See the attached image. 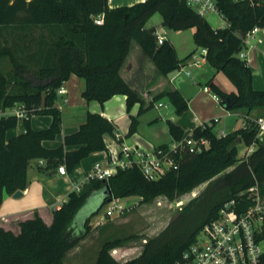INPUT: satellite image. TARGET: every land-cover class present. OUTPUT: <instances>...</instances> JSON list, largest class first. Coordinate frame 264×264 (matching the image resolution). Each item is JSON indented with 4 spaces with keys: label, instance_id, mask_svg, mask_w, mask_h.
<instances>
[{
    "label": "trees",
    "instance_id": "1",
    "mask_svg": "<svg viewBox=\"0 0 264 264\" xmlns=\"http://www.w3.org/2000/svg\"><path fill=\"white\" fill-rule=\"evenodd\" d=\"M218 10L226 23L223 28H213L186 0H145L118 8H110L108 0H0V32L17 27L47 31L37 40L25 33L19 37L22 45L17 47L0 45V207L5 193L14 195L18 190H26L29 170L34 165L42 174L58 171L61 165L71 173L91 154L109 152L106 138H114L116 128L100 113H88L86 121L77 131L66 135L62 145H44L62 133V112L56 106L58 90L72 75L85 81L82 97L88 102L103 105L116 95L126 96L131 121L128 136L137 133L139 118L164 98L178 115L188 110V101L179 90L158 93L146 105L121 75L133 43L169 79L195 54L194 51L181 60L169 39L158 43L157 29L147 27L157 12L165 28H194V42L197 48L207 50V63L223 72L236 87L237 93H226L213 77L206 82L221 106L228 111L244 109L248 113L264 108V90L254 89L249 61L239 57L247 49V33L255 27L264 29V0H219ZM101 15L104 23L99 25L95 20ZM4 61L9 64V71L2 68ZM228 99L232 101L230 106ZM137 104L140 107L134 115L131 112ZM16 108L22 109L26 117L6 115ZM34 115L51 116L52 124L47 129L34 130ZM257 120L247 118L242 128L224 137H218L214 131V119L187 137L180 126L168 121L173 140L184 142L177 150L176 170L149 181L137 166L119 168L107 179L91 180L88 190L71 192L62 208L53 211L50 225L35 213L33 218L19 223L17 234L0 227V264H64L67 254L90 233L91 219L108 204L110 197L138 196L144 203L161 196L174 200L208 183L199 196L145 243L139 256L118 261L112 251L129 238L109 240L94 263L176 264L226 203L235 201L238 212L247 211L255 204L248 191L256 184L264 197V142L258 136ZM19 125L22 132L8 140V132ZM188 137L207 140L209 148L192 152L185 144ZM241 144L257 146L243 161L239 158ZM231 167V171L223 173ZM93 196H99L101 204L87 215L84 231L78 233L77 215ZM261 239L264 240V223ZM259 264H264V254Z\"/></svg>",
    "mask_w": 264,
    "mask_h": 264
},
{
    "label": "crops",
    "instance_id": "2",
    "mask_svg": "<svg viewBox=\"0 0 264 264\" xmlns=\"http://www.w3.org/2000/svg\"><path fill=\"white\" fill-rule=\"evenodd\" d=\"M144 1L108 0L110 8L130 7ZM147 27L152 28L153 26L147 24ZM246 53L253 74L254 89L263 91L264 29H261L258 34L250 39ZM202 63L207 64L206 58L202 60ZM188 66H190L189 60L172 78H166L158 72L153 62L144 55L142 48L138 44L133 43L132 49L121 69V75L139 92L145 100L146 105L158 93L168 90H179L188 101L189 108L182 116L178 117L170 116L171 113L162 114L159 111L161 107H155L144 113L139 118L137 133L130 136L133 144L129 146L149 149L171 144L174 140L169 131L168 121H172L180 126L184 131V136L187 137L197 127L212 119H219L214 127V131L218 134L221 131L230 133L242 128L247 118L257 120L264 117V108H257L249 113L244 109L233 112L228 111L220 105L216 99L217 96L210 92L205 84L213 77L214 82L226 93H237L236 87L225 82L222 77L220 78L223 80V83L219 81L216 73L211 70L204 73H200L199 71L196 73L195 79L193 77L187 79L183 76V72ZM191 82L195 83L196 88L189 89ZM63 87L66 89L67 94L59 95L56 103V106L62 112V133L55 140L44 142L46 147L54 148L62 145L64 137L77 131L86 121L88 113H100L108 118L115 125V133L122 137L121 142L126 144L125 139L129 137L128 132L131 123L130 114L127 111L126 96L116 95L103 105L97 101L88 102L82 97L85 81L76 75H72L63 84ZM159 103L162 102L159 101ZM139 107V104H137L131 113L137 114ZM162 107L168 108L167 105H163ZM223 119L225 122H228V125L216 130ZM239 119L242 121L240 120L241 124L237 126ZM52 121L51 116L34 115L31 118V127L34 130L47 129L52 124ZM21 132L22 127L19 125L8 132L7 139L9 140ZM259 139L264 142V133L260 135ZM106 144L107 148H113L115 139L107 137ZM102 158L103 152L93 153L82 160L81 164L66 176H62L58 172L56 174H42L34 165L29 170V184L26 190L22 191V197L15 198L14 195L4 194V200L0 207V227L17 234L20 231L19 223L33 218L35 213H38L50 225L53 221L52 204L67 202L70 193L73 191L72 187L74 184L85 181L94 164ZM89 188L90 184L84 186V190H88ZM22 200H25V202Z\"/></svg>",
    "mask_w": 264,
    "mask_h": 264
},
{
    "label": "built area",
    "instance_id": "3",
    "mask_svg": "<svg viewBox=\"0 0 264 264\" xmlns=\"http://www.w3.org/2000/svg\"><path fill=\"white\" fill-rule=\"evenodd\" d=\"M186 1L200 17L205 18L208 14H217L222 17L218 10L219 0ZM95 21L97 24L102 25L104 23L103 15L97 17ZM225 24L223 19V25L219 28H223ZM260 31L261 28L255 27L247 33L245 36L247 47L250 39ZM156 34L158 43L162 44L166 39L165 30L158 29ZM200 54L202 61L206 58L207 50L201 49ZM239 57L248 59L246 50L242 51ZM191 65L200 66V62L194 60ZM186 74L190 76V72ZM58 94L65 95L67 91L62 86L58 90ZM216 99L219 101L218 97ZM162 106L163 104L159 103L155 107L159 108ZM6 115H16L20 119L26 117V113L20 108L10 110ZM214 121L217 123L219 119L216 118ZM257 125L258 136L260 137L264 133V117L257 120ZM226 135L227 133L224 131L217 134L218 137ZM114 139L113 148H108L109 152L103 151V158L94 164L85 181L74 184L72 192L81 193L84 190V186L89 184L91 180L107 179L115 175L119 168L126 169L132 166L139 167L147 180L157 181L169 171L177 169V150L180 145L184 144V142L173 141L166 146L144 149L121 142L122 137L117 133H115ZM185 144L192 152H201L209 148V142L205 139L195 140L192 137H188ZM57 172L62 176L68 175L65 165H61ZM248 192L255 199V204L247 211L238 212L235 208V201L226 203L220 209L218 217L203 228L197 240L182 253L176 264H259L264 254V250L261 247V243L264 241L261 239L262 225L264 223V203L258 184L251 187ZM121 199L112 197L107 204L106 217H112L115 214L124 212L126 205L122 204ZM62 205L63 203L61 202L52 204L53 211L60 210Z\"/></svg>",
    "mask_w": 264,
    "mask_h": 264
},
{
    "label": "rangeland",
    "instance_id": "4",
    "mask_svg": "<svg viewBox=\"0 0 264 264\" xmlns=\"http://www.w3.org/2000/svg\"><path fill=\"white\" fill-rule=\"evenodd\" d=\"M205 18L213 28H219L223 25L222 17L217 14H208ZM147 24L155 27L157 30H165L166 38L171 40L174 44L177 54L181 60H185L195 51V54L190 57L191 59L188 58L187 61L189 60V64H191L194 60L199 61L200 66L191 65L186 67L183 72L184 77L187 79L193 77L195 79L196 73L199 71L200 73H204L205 71L211 70L216 73L219 81L223 83L222 79H224L225 82H228L231 86L233 85L223 72L215 70L208 63L206 65L202 63L200 54L201 49L197 48L194 42V28L183 31H175L165 28L162 26V17L158 12L150 18ZM25 33L31 34V36L37 40L41 34H47V31L39 27L30 28L28 30H23L19 27L4 29L0 32V45H9L12 47H17V45L20 46L22 45V42L19 40V37L23 36ZM32 44L33 47L36 45L35 42ZM1 66L5 71H9L10 66L7 61H4ZM188 71L191 73L190 77L186 76V72ZM220 77H222V79ZM193 87L196 88L195 83L191 82L189 89H193ZM161 102L163 105L168 106V108L159 107V111L162 114L171 113L170 116H182L175 112L174 106L167 98L162 99ZM241 119H239L237 126H240L242 121ZM227 125L228 122H225L223 119L216 130H219L221 127L223 128ZM125 142L127 145L133 144L130 136L125 139ZM239 149V158L243 161L247 160L248 157L256 151L257 146H246L245 144H241ZM233 168L234 167H231L223 173L229 172ZM207 185L208 183H204L195 188L192 192L175 198L174 200H169L168 198L161 196L151 202L144 203L138 196L122 198V204L126 205L124 212L121 214H115L112 217L105 216L107 210L106 205L91 219L90 233L67 254L64 264H94L97 260L99 251L105 242L126 238L129 239L123 245L117 247L115 251L113 250L112 255L120 262H126L139 256L143 251V247L146 243L145 241H148L161 232L183 207L204 191ZM261 198L264 203V197H262V195ZM100 199L101 198H99V196H93L77 215L76 231L78 233H80V231H84L85 218L94 210L95 207L97 208L100 206ZM25 200L22 201L25 202ZM179 203L183 204L179 206ZM49 210L51 211V209ZM261 247L264 250V241L261 243Z\"/></svg>",
    "mask_w": 264,
    "mask_h": 264
},
{
    "label": "water",
    "instance_id": "5",
    "mask_svg": "<svg viewBox=\"0 0 264 264\" xmlns=\"http://www.w3.org/2000/svg\"><path fill=\"white\" fill-rule=\"evenodd\" d=\"M232 104V101H231V99H228L227 100V105L228 106H230ZM57 173V171H55V172H53V173H50V174H56ZM108 194V191H105L104 192V195H107ZM23 196V192L21 191V190H18L15 194H14V197L15 198H20V197H22ZM111 199H112V197H110V199H109V201H111ZM108 201V202H109Z\"/></svg>",
    "mask_w": 264,
    "mask_h": 264
},
{
    "label": "bare ground",
    "instance_id": "6",
    "mask_svg": "<svg viewBox=\"0 0 264 264\" xmlns=\"http://www.w3.org/2000/svg\"><path fill=\"white\" fill-rule=\"evenodd\" d=\"M183 203H179L178 205L181 206Z\"/></svg>",
    "mask_w": 264,
    "mask_h": 264
}]
</instances>
